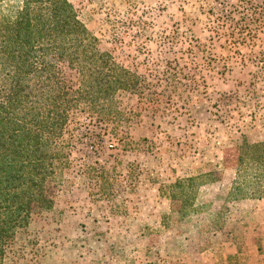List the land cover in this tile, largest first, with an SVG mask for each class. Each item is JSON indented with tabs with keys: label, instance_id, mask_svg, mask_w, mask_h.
I'll return each mask as SVG.
<instances>
[{
	"label": "rangeland",
	"instance_id": "1",
	"mask_svg": "<svg viewBox=\"0 0 264 264\" xmlns=\"http://www.w3.org/2000/svg\"><path fill=\"white\" fill-rule=\"evenodd\" d=\"M69 1L141 84L110 115L76 113L64 140L72 164L47 184L54 208L35 211L3 264H246L252 249L263 254L264 200L228 193L243 140L264 142V0ZM208 174L183 213L170 186Z\"/></svg>",
	"mask_w": 264,
	"mask_h": 264
},
{
	"label": "trees",
	"instance_id": "2",
	"mask_svg": "<svg viewBox=\"0 0 264 264\" xmlns=\"http://www.w3.org/2000/svg\"><path fill=\"white\" fill-rule=\"evenodd\" d=\"M140 84L101 51L69 0H0V264L35 211L54 208L47 184L72 164L64 140L76 113L110 115L118 94ZM209 176L170 186L183 213ZM228 197L264 200V142L243 140Z\"/></svg>",
	"mask_w": 264,
	"mask_h": 264
},
{
	"label": "crops",
	"instance_id": "3",
	"mask_svg": "<svg viewBox=\"0 0 264 264\" xmlns=\"http://www.w3.org/2000/svg\"><path fill=\"white\" fill-rule=\"evenodd\" d=\"M261 202H264V201H258V203H261ZM244 229H248L249 228L244 225ZM247 235V234H246ZM258 249H256V251L252 249V252H251V257H250V260L246 263V264H263L264 262V253L263 254H259V252L257 251ZM257 252V253H256ZM254 254V255H253ZM212 259V263H216L217 262V259Z\"/></svg>",
	"mask_w": 264,
	"mask_h": 264
}]
</instances>
